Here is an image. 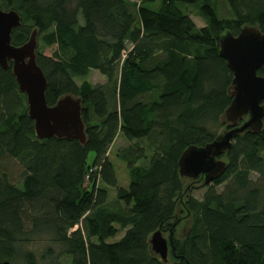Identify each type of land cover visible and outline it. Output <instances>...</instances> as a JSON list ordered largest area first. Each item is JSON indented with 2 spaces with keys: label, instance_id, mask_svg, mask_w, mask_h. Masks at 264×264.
I'll use <instances>...</instances> for the list:
<instances>
[{
  "label": "trees",
  "instance_id": "1",
  "mask_svg": "<svg viewBox=\"0 0 264 264\" xmlns=\"http://www.w3.org/2000/svg\"><path fill=\"white\" fill-rule=\"evenodd\" d=\"M139 1L134 11L125 0H0L21 18L13 45L36 30L43 45L56 46L51 56L36 50L46 102L80 98L85 126L83 144L38 139L11 63L0 67V263L264 264V117L259 133L234 138L222 156L225 171L204 185L201 197L190 194L177 166L186 147L203 146L227 128L222 115L232 74L219 56V39L244 25L264 33V0H225L231 14L225 20L203 0L201 28L177 6L199 0H161L158 10L143 6L155 0ZM90 70L106 83L85 81ZM257 73L264 75V66ZM119 132L153 148L146 166L134 164L145 157L141 149L134 159L124 157L127 187L117 184L108 157ZM10 162L21 167L15 180ZM109 189L120 204L114 210ZM181 206L191 223L177 240ZM158 229L172 233L167 262L150 250ZM119 230L121 237L110 241ZM42 234L52 245L38 259L25 245Z\"/></svg>",
  "mask_w": 264,
  "mask_h": 264
},
{
  "label": "water",
  "instance_id": "2",
  "mask_svg": "<svg viewBox=\"0 0 264 264\" xmlns=\"http://www.w3.org/2000/svg\"><path fill=\"white\" fill-rule=\"evenodd\" d=\"M21 18L15 10L0 7V67L11 72L18 91L25 95L27 114L34 123L38 139H76L85 142V126L81 116V99L72 95L60 97L49 106L45 99L46 78L36 62L37 31L19 46L11 43V34L20 27ZM219 56L225 60L232 74L231 102L222 115L224 128L203 146L190 145L181 153L178 173L181 178L211 184L226 169L222 156L233 144L234 138L250 131L259 133L264 117V75L258 70L264 66V33L257 26L244 25L237 34L226 30L219 39ZM160 229L149 237L151 252L162 262L168 261L174 249L172 233L168 238ZM0 264H10L3 261Z\"/></svg>",
  "mask_w": 264,
  "mask_h": 264
},
{
  "label": "rangeland",
  "instance_id": "3",
  "mask_svg": "<svg viewBox=\"0 0 264 264\" xmlns=\"http://www.w3.org/2000/svg\"><path fill=\"white\" fill-rule=\"evenodd\" d=\"M127 1L131 8L135 11L140 5L139 0H125ZM203 0H199L193 4H185V3H177L178 8L189 15L190 19L193 21L197 28H201L206 26L207 20L201 13V3ZM213 11L216 17L219 20L229 19L231 17L230 9L225 0H209ZM161 4V0H155L153 2L144 3L143 6L148 7L152 10H158ZM129 47V45H128ZM36 50L41 51L46 56H51L52 53L56 50V46H45L40 40V35L37 37V46ZM83 79L77 78L76 83L79 85ZM85 81L91 83L92 85H104L106 83V77L99 73L97 70H90L88 75L84 78ZM131 149V150H130ZM137 149H141L144 154V158L134 160V164L136 166H146L148 164L149 158L153 154V148L149 144V141L146 139L139 140H127L124 138L121 132H119L114 138L112 144L108 149V157L113 164V168L115 171L117 184L119 186L127 187L129 184V173L127 169V162L124 160V157L134 159V156L139 154ZM94 159V153L89 152L87 157V163L91 164ZM20 166L16 162H10L7 166V171L10 173L11 178L13 180L17 179V176L20 172ZM252 178L255 179L256 175L252 174ZM191 180L186 179V182L190 185V194L194 197H201L205 191L204 185L201 182L191 183ZM221 190V186L217 188ZM109 201L111 209H117L120 207V204L115 202V192L113 189H109ZM178 211H181L179 216L183 217L180 224L177 226L174 234V238L177 240L182 239L185 234L188 232L190 227V216L186 215V212L181 207L178 208ZM123 231L119 230L117 235L113 237L112 240H117L121 237ZM163 236L167 239L168 232H164ZM52 245L49 240L48 235H39L32 237V240L27 242L25 247L32 250L36 257H39L43 254L44 250L47 246ZM56 246V245H55ZM171 256L168 255V260H170ZM14 264H24L22 260L15 261Z\"/></svg>",
  "mask_w": 264,
  "mask_h": 264
}]
</instances>
